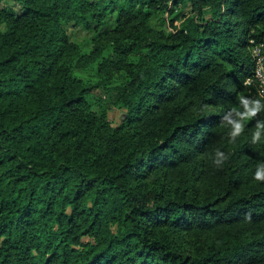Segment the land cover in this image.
<instances>
[{
    "label": "trees",
    "instance_id": "1",
    "mask_svg": "<svg viewBox=\"0 0 264 264\" xmlns=\"http://www.w3.org/2000/svg\"><path fill=\"white\" fill-rule=\"evenodd\" d=\"M16 1L0 0V264H264V111L235 143L221 123L260 98L264 0Z\"/></svg>",
    "mask_w": 264,
    "mask_h": 264
},
{
    "label": "clouds",
    "instance_id": "2",
    "mask_svg": "<svg viewBox=\"0 0 264 264\" xmlns=\"http://www.w3.org/2000/svg\"><path fill=\"white\" fill-rule=\"evenodd\" d=\"M250 81H245L247 86ZM239 107H233L222 117V126H227L229 143H235L236 140L243 135L245 130V122L255 119L264 111V92L260 94V98H250L243 94L238 96ZM264 137V119L257 120L255 130L252 135V143H259ZM228 159V156L217 149L215 151L214 164L221 167ZM254 180L264 183V163L257 166L254 173Z\"/></svg>",
    "mask_w": 264,
    "mask_h": 264
},
{
    "label": "rangeland",
    "instance_id": "3",
    "mask_svg": "<svg viewBox=\"0 0 264 264\" xmlns=\"http://www.w3.org/2000/svg\"><path fill=\"white\" fill-rule=\"evenodd\" d=\"M18 3L16 0H4L3 2V7H6V6H17ZM70 35H71V38L73 41H76L78 43H81V44H85V46H88V42H89V39L91 37V34H88L87 32H85L83 29H78V28H72L70 30ZM123 118V115H122V112L119 111V110H112L110 112V120L111 122H113V124H119L120 123V120H122Z\"/></svg>",
    "mask_w": 264,
    "mask_h": 264
},
{
    "label": "built area",
    "instance_id": "4",
    "mask_svg": "<svg viewBox=\"0 0 264 264\" xmlns=\"http://www.w3.org/2000/svg\"><path fill=\"white\" fill-rule=\"evenodd\" d=\"M253 62L255 63L254 80H250V84L256 83L258 92H264V44H260L252 48Z\"/></svg>",
    "mask_w": 264,
    "mask_h": 264
}]
</instances>
